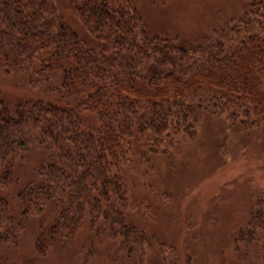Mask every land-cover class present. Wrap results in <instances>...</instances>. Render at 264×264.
<instances>
[{
    "label": "trees",
    "instance_id": "obj_1",
    "mask_svg": "<svg viewBox=\"0 0 264 264\" xmlns=\"http://www.w3.org/2000/svg\"><path fill=\"white\" fill-rule=\"evenodd\" d=\"M69 5L95 45L77 36L55 0H0V73H20L32 89L78 98L72 107L26 99L10 110L0 95V187L11 182L17 157L41 151L36 181L17 193L22 219L48 203L56 208L49 226L37 225L35 251L45 255L87 226L136 264L134 247L151 246L153 238L115 206H125L122 168L136 145L165 151L179 135L194 137L206 112L264 136V0H245L188 47L149 31L121 0ZM79 111L96 112L97 125L83 126ZM22 226L0 195V244L13 243ZM237 234L239 254L264 264V190Z\"/></svg>",
    "mask_w": 264,
    "mask_h": 264
},
{
    "label": "rangeland",
    "instance_id": "obj_2",
    "mask_svg": "<svg viewBox=\"0 0 264 264\" xmlns=\"http://www.w3.org/2000/svg\"><path fill=\"white\" fill-rule=\"evenodd\" d=\"M121 1L139 13L149 31L186 47L236 15L245 2ZM55 4L79 38L91 45L97 43L72 13L69 0H55ZM0 95L10 110L26 99L57 101L71 107L78 102L75 96L32 89L20 73H0ZM79 116L83 126L97 125L96 112L79 111ZM263 147L260 130L238 129L218 112L204 113L194 137L179 135L178 143L165 151L160 148L155 153L136 145L122 168L125 206L115 204L128 224L140 227L153 238L151 246L134 247L139 255L136 264H261L249 255L239 254L241 248L236 247L241 243L236 242V237L264 190ZM43 157L39 150L23 152L9 167L11 182L0 187L11 215L23 223L13 243L0 244V263L130 264L115 252L112 240H96L87 226L69 242L55 244L45 255L35 251L37 225L42 221L49 226L56 208L48 203L40 214L22 219L17 193L28 182L36 181L33 170Z\"/></svg>",
    "mask_w": 264,
    "mask_h": 264
}]
</instances>
